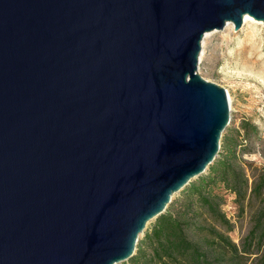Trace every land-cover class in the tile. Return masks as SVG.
<instances>
[{
	"label": "water",
	"instance_id": "1",
	"mask_svg": "<svg viewBox=\"0 0 264 264\" xmlns=\"http://www.w3.org/2000/svg\"><path fill=\"white\" fill-rule=\"evenodd\" d=\"M264 0H0V264H124L220 156L206 35Z\"/></svg>",
	"mask_w": 264,
	"mask_h": 264
},
{
	"label": "rangeland",
	"instance_id": "2",
	"mask_svg": "<svg viewBox=\"0 0 264 264\" xmlns=\"http://www.w3.org/2000/svg\"><path fill=\"white\" fill-rule=\"evenodd\" d=\"M198 73L204 80L223 88L230 100L231 123L224 133L217 159L225 154L226 139L238 138L241 143L246 139L239 148V162L252 185L264 169V23L253 19L243 23L238 32L230 23L222 31L209 33L202 43ZM246 122L255 125L257 133L247 137L242 129ZM215 192L223 197L221 209L229 224H222L201 208L197 209L200 214L197 222L229 237L243 253L244 263L260 264L264 261V245L260 247L248 237L264 207L263 201L247 200L241 208L235 196L223 187ZM182 193L173 199V203L183 200ZM155 222L147 231H151ZM147 231L141 236L139 246Z\"/></svg>",
	"mask_w": 264,
	"mask_h": 264
},
{
	"label": "trees",
	"instance_id": "3",
	"mask_svg": "<svg viewBox=\"0 0 264 264\" xmlns=\"http://www.w3.org/2000/svg\"><path fill=\"white\" fill-rule=\"evenodd\" d=\"M242 129L247 137L258 131L249 122L243 123ZM245 141L225 140V154L183 191L182 201L171 204L156 220L138 253L124 264H247L243 253L229 237L197 222L200 216L197 209L201 208L222 224H229L221 209L223 197L215 192L220 187L233 194L241 208L254 198L261 199L264 205V169L251 185L239 162V148ZM248 240H254L260 247L264 245V207Z\"/></svg>",
	"mask_w": 264,
	"mask_h": 264
},
{
	"label": "bare ground",
	"instance_id": "4",
	"mask_svg": "<svg viewBox=\"0 0 264 264\" xmlns=\"http://www.w3.org/2000/svg\"><path fill=\"white\" fill-rule=\"evenodd\" d=\"M253 20V18L252 17H250L249 15H246L245 17H244V23L246 24V23H248L249 21H252ZM230 25V23H228L227 24V26H229ZM208 35V34H207ZM206 35V36H207ZM231 99V98H230Z\"/></svg>",
	"mask_w": 264,
	"mask_h": 264
}]
</instances>
